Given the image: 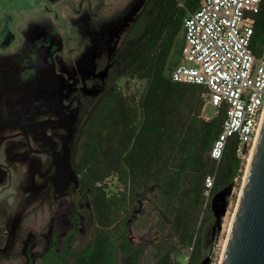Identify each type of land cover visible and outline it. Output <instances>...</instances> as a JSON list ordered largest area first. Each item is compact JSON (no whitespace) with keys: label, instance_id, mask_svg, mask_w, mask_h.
<instances>
[{"label":"trees","instance_id":"obj_1","mask_svg":"<svg viewBox=\"0 0 264 264\" xmlns=\"http://www.w3.org/2000/svg\"><path fill=\"white\" fill-rule=\"evenodd\" d=\"M200 1L148 0L103 70L98 95L87 103L96 109L86 112L77 167L81 193L75 198L85 196L90 203L82 209L86 232L76 244L79 230L73 229L62 249L53 244L39 264H142L146 245H132L128 234L148 226L145 219L132 225L147 198L160 211L161 236L144 258L146 264H171L173 258V264H203L209 257L219 236L210 232L217 221L213 197L243 178L246 162L236 155V137L230 138L220 163L212 159L224 110L204 118L205 87L173 81L168 74L185 20ZM256 34L264 39V0ZM123 79L145 81L142 94L125 90ZM210 173L216 181L208 197L205 178ZM115 176L122 190L110 195L107 181ZM186 250L185 263L178 254Z\"/></svg>","mask_w":264,"mask_h":264},{"label":"rangeland","instance_id":"obj_2","mask_svg":"<svg viewBox=\"0 0 264 264\" xmlns=\"http://www.w3.org/2000/svg\"><path fill=\"white\" fill-rule=\"evenodd\" d=\"M108 1L0 0V264H28L29 261L39 264L53 236L57 247L62 249L61 238L71 228L67 218L73 208L71 197L63 195L66 189H63L58 172L50 168L46 175L39 169L40 165L49 167L47 160L38 153L39 145L31 143L27 133L13 131L14 113L18 104L25 103L28 96L40 90L60 86L72 88L77 77L86 75L85 72L108 69L106 65L113 61L143 10L140 6H145L148 0H132L129 6L126 0H117L110 13L100 7ZM130 41L131 44L136 42ZM184 43L183 34L172 54L169 75L182 59ZM41 46L54 47L51 63L49 61L54 65L43 73L29 67L37 61ZM120 85L139 95L146 83L123 79ZM60 109L57 102L48 111ZM217 114L218 108L205 102L202 116L212 119ZM16 139L18 146L14 143ZM77 161L75 157L74 162ZM36 164L38 169L34 167ZM246 169L243 178L237 180L227 195L221 228L217 230L216 221L210 229L213 234L219 232L209 255L215 264L222 261ZM107 183L110 195L122 190L116 176L109 178ZM134 217L132 225L140 226L142 219L148 222L146 228L141 226L140 233L129 234L132 244L146 245L141 259V263L146 264L144 258L150 256L160 240V211L147 198L142 200ZM85 232L83 227L82 235ZM206 245L209 247L210 241ZM189 255L190 251L186 250L178 254V258L186 263Z\"/></svg>","mask_w":264,"mask_h":264},{"label":"built area","instance_id":"obj_3","mask_svg":"<svg viewBox=\"0 0 264 264\" xmlns=\"http://www.w3.org/2000/svg\"><path fill=\"white\" fill-rule=\"evenodd\" d=\"M263 0H201L184 23L182 59L172 80L203 85L202 98L225 112L210 155L220 163L236 137V155L253 154L264 117V39L256 34ZM216 175L205 178L210 197ZM209 264H215L210 260Z\"/></svg>","mask_w":264,"mask_h":264},{"label":"flooded vegetation","instance_id":"obj_4","mask_svg":"<svg viewBox=\"0 0 264 264\" xmlns=\"http://www.w3.org/2000/svg\"><path fill=\"white\" fill-rule=\"evenodd\" d=\"M51 42L53 41L51 40ZM39 48L41 53L51 52L49 56V61L51 63L54 47H52L51 51L44 46ZM39 55L38 52L37 60ZM110 63H108L106 67L108 66L109 68ZM53 65L54 63L52 66ZM52 66L50 64H44L36 69L38 72L43 73L47 69L52 68ZM85 74L86 75L77 77L76 84L72 88L70 87L71 89L62 88V86L51 87L47 91L40 90L28 96L25 103H20L16 106L14 113L16 124L12 126L14 129L13 131L18 129V131L27 133L30 137V142L39 145L40 148L38 153L47 160V166H49L47 168L41 167L40 165L39 169L46 175L49 173L50 168L58 172L63 189H66L63 195L68 194L71 197L73 208L70 211L71 216L67 217L71 228L62 236L61 245H63L65 237L75 228L79 230L76 244L78 243L83 227H85V218L82 215V209L86 207L90 208V203L85 196L83 200L82 198L79 200L75 198L76 194L81 193V188L79 184L80 173L77 168L78 161L74 162V160L75 157H77L78 160L80 158L82 150V130L87 120L86 112L96 109V104L88 105L87 103L89 101L91 102L98 95L99 85L102 84L104 80V72L103 70L87 71ZM57 102L61 109L58 112L48 111V108ZM77 120L78 125L76 126L75 122ZM82 122H84L83 125ZM13 133L15 135V132ZM15 138H17L16 135ZM73 138L75 141H73ZM6 139L8 138L6 137ZM72 141L74 143L73 145ZM14 143L18 146L17 139ZM31 163L32 159L30 165ZM34 167L38 169L37 164L34 165ZM129 234L128 236L130 238ZM52 241L48 251L53 244H57L54 236ZM132 245L140 246L136 244ZM57 250L59 251L61 249L57 247ZM30 262L31 261H29V263Z\"/></svg>","mask_w":264,"mask_h":264},{"label":"water","instance_id":"obj_5","mask_svg":"<svg viewBox=\"0 0 264 264\" xmlns=\"http://www.w3.org/2000/svg\"><path fill=\"white\" fill-rule=\"evenodd\" d=\"M51 51L52 47H47ZM29 67L49 64L51 52L41 53ZM40 70V69H39ZM232 187L217 193L212 207L221 228V216L226 212V198ZM207 257L203 264H209ZM221 264H264V117L250 160L246 179L225 245Z\"/></svg>","mask_w":264,"mask_h":264},{"label":"crops","instance_id":"obj_6","mask_svg":"<svg viewBox=\"0 0 264 264\" xmlns=\"http://www.w3.org/2000/svg\"><path fill=\"white\" fill-rule=\"evenodd\" d=\"M116 1L117 0H109L108 2H106V3H103V6H100V7H105V10H109V12L108 13H110V12H112L113 11V7H115V5H116ZM119 1H121V0H118V2ZM131 1L132 0H126L125 1V4L127 5V6H129V4H131ZM146 0H144V2H145ZM143 7H144V4H142V6H140V9L142 10L143 9ZM116 13V12H115ZM105 14V13H104ZM103 14V15H104ZM139 14V13H138ZM137 14V15H138Z\"/></svg>","mask_w":264,"mask_h":264},{"label":"bare ground","instance_id":"obj_7","mask_svg":"<svg viewBox=\"0 0 264 264\" xmlns=\"http://www.w3.org/2000/svg\"><path fill=\"white\" fill-rule=\"evenodd\" d=\"M252 157V156H251ZM251 157H250V159L248 160V164H247V169H246V175H247V172H248V168H249V164H250V160H251ZM245 179H246V176L244 177ZM245 179H244V181H245Z\"/></svg>","mask_w":264,"mask_h":264}]
</instances>
